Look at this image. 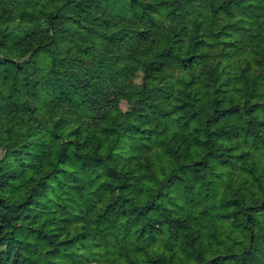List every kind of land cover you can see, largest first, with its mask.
Masks as SVG:
<instances>
[{
  "label": "trees",
  "instance_id": "1",
  "mask_svg": "<svg viewBox=\"0 0 264 264\" xmlns=\"http://www.w3.org/2000/svg\"><path fill=\"white\" fill-rule=\"evenodd\" d=\"M10 1L0 14V171L24 170L21 178L0 172V264H65L80 242L79 264L111 256L117 264L262 263L264 190H219L223 167L248 166L249 153L238 149L264 145V73L236 77L228 67L241 54L264 68V0ZM115 19L124 34L112 41L143 82L109 92L74 61L111 62L92 33L108 42ZM38 48L45 64L29 57ZM171 68L178 78L161 104L154 88ZM124 98L131 111L119 108ZM153 141L167 152L163 166L119 160L126 145ZM250 171L247 182L264 183V157ZM69 189L100 198L91 215L60 203ZM57 206L62 219L84 220L64 237L48 223Z\"/></svg>",
  "mask_w": 264,
  "mask_h": 264
},
{
  "label": "rangeland",
  "instance_id": "2",
  "mask_svg": "<svg viewBox=\"0 0 264 264\" xmlns=\"http://www.w3.org/2000/svg\"><path fill=\"white\" fill-rule=\"evenodd\" d=\"M3 4V5H2ZM3 6H6L8 9H11L12 5V1L10 0H0V14H1V9L3 8ZM13 15L14 14H18L19 12L16 10V8L13 10ZM165 13L162 11L161 13H158V16H164ZM16 20V19H14ZM117 20H113L110 23V29L108 30V35L111 37V39L106 42L103 38L98 37L97 33H92V37L94 40H97L99 42H101L102 46L104 48H106L111 55L109 56V58L111 59V62H106L102 57H98L100 62H97L96 60H79V61H74V62H80V65H77L76 70H87L88 71V76H91L92 74H94L95 76H98V80L103 84L106 85L107 83L109 85H111V87L109 89V92L115 90V86L124 84L128 81L133 80L136 84H142L143 82V71L139 70L137 72V74L132 77L131 76V71H130V65H127L126 63H123V59L125 56H127V50L125 48H123L122 44L120 42H116L113 43V37L116 38V36H118V38H120L123 34L124 31L122 30L124 25H120L119 27H114V24H116ZM107 27V26H105ZM70 46H73V44H69ZM240 52L235 51V56L237 54H239ZM241 56V54L237 57V59L231 63L228 64V67L230 69V72L232 73L233 76L236 77H240L242 76V74L244 73V71L248 72L250 78H254L255 76L264 73V68L263 66H258L256 65V60L255 59H244L239 61V57ZM29 57H33L35 59H37V62L39 64H45V62H47L48 58H47V54L45 52V49L43 48H38L35 51H33ZM70 67L74 68V64H70ZM136 68H138V65L135 66ZM75 69V68H74ZM179 73V71L177 69H169L167 70L164 74H163V81L164 84L162 85L161 83H158V87L154 88V92L153 95L159 99L161 101V104H167L168 103V97H169V93L172 89V85L168 86L167 83H170L171 81L177 80L178 76L177 74ZM75 76H77L79 73L75 72ZM235 74V75H234ZM177 76V77H176ZM161 77L159 78V80L161 81L162 79ZM239 78L235 79L232 81V84L235 82H238ZM73 83L77 84V81L73 80ZM108 89L105 90V92H107ZM115 92V91H114ZM149 93V92H148ZM147 93V94H148ZM235 93L238 94L237 90H235L234 88H232V86H230V94ZM146 94V95H147ZM145 95V96H146ZM102 97H105V94L102 95ZM260 101H264V93L262 95H260L259 97ZM133 104L132 101H130L127 98L122 99L121 101H119V108L123 111H131V108H133ZM61 108L63 109H68L71 108L70 105H64L61 106ZM84 112H86V110L83 108L82 109ZM81 109H79V111L81 113H83ZM85 115V114H84ZM85 117L87 119H89L91 117V114H87L85 115ZM65 120L69 121L68 118H65ZM71 120L75 121L76 118H72ZM43 122H45V120H42ZM169 137V136H168ZM236 145V144H235ZM137 147H141L140 151H139V157H132L131 159H126V156L129 154V152H132V150L134 148ZM124 152L122 153V156L119 158V160L123 161H127L136 165V168L138 169H142L143 168V162L145 164H148V166L150 164H154L155 166H158V164L160 163L161 166L164 165V158L165 155L167 154V152L163 149V147L161 146L160 141H153L152 144L150 146H145L139 142H134L132 143L130 146L126 145L124 148ZM238 150H244L247 151L249 153L248 156V160H247V165H243V166H247L246 168H237L235 169L234 166H226L223 167L221 169V176L222 177V185L221 188L219 190L220 194H224L226 192L229 191V186L231 184L233 185H242V187L244 189L249 188V187H254L256 190H264V183L261 184H256L255 182H253V180H250L249 182H247V178H254L256 176L255 171H250V174L248 172V169L253 168V166L257 165L258 161H260L263 157H264V145L261 147H252L250 144H245V146L240 147ZM236 150V153H239V151ZM161 151V152H160ZM158 154H160V156H157ZM2 157V152L0 151V158ZM23 168L18 167L17 165H10L8 167H5V169H3L2 171H0L5 177H13V178H21L23 175ZM151 174V172H148L146 168H144V176H145V183H148L149 181V175ZM137 178H139L140 176H136ZM141 180V179H140ZM73 182V181H72ZM68 188H73L72 186L68 187ZM87 190H90V187L87 188ZM94 195H89L88 197L84 196L81 192H79L78 190H73V189H69L65 192L63 198L60 203L63 204H69V211L72 212V209H75L76 212H79L81 210H83V216L87 217L89 215H91V211L90 208H92L93 210L96 209L97 207V202L100 201L99 197H96ZM79 199L78 202L76 204L72 203L73 200ZM88 199L87 203H84L82 205H77L79 203L80 200H85ZM101 205V203L98 204V207ZM79 210V211H78ZM89 210V211H88ZM51 211H54V215H52L49 219H48V223L51 226L52 229L55 230L56 233H58L60 236H65L66 234H68V232H72L73 231V227L76 225H80V223L84 222L83 219H75L74 221L69 222L68 218H64L62 219L61 216L64 213L63 209L60 206L57 207H53L51 208ZM59 218V220L54 221V223H52V219L53 218ZM262 233L264 232V226H263V230L261 231ZM245 236L242 234H238L237 238L238 239H242ZM87 249L86 244L83 242L78 243V245L76 246H70L69 249L67 250L68 253H70L71 255L69 256V258H67L66 260H63L65 264H79L76 261L78 260V253L83 250V249ZM212 250H217V248L213 247L210 252L212 253ZM67 253V254H68ZM66 254V255H67ZM61 259V257H60ZM59 259V260H60ZM65 259V258H64ZM109 264H117L115 256H111L108 260ZM82 264V263H80ZM87 264H98L96 262H91V263H87ZM180 264V263H179ZM253 264H258V262L253 263ZM260 264H264V254L262 255V263Z\"/></svg>",
  "mask_w": 264,
  "mask_h": 264
}]
</instances>
